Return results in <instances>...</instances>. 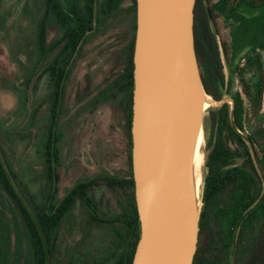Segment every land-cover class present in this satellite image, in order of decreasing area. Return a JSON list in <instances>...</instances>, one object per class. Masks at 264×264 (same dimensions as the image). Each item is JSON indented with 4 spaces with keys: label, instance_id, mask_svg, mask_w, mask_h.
Masks as SVG:
<instances>
[{
    "label": "rangeland",
    "instance_id": "obj_1",
    "mask_svg": "<svg viewBox=\"0 0 264 264\" xmlns=\"http://www.w3.org/2000/svg\"><path fill=\"white\" fill-rule=\"evenodd\" d=\"M58 1L65 12L71 4L77 3L82 8L85 2ZM44 3L45 0H0V152L16 175L13 182L16 192L25 199L31 195L34 204L40 206L49 201L57 203L76 182L90 180L98 174L123 178L131 172L128 163L131 149L126 137L128 110L124 106L126 94L117 90L113 82L125 64L134 35L129 13L131 0H121L110 17L101 14L94 17L81 56L65 81L57 122L58 180L56 193H53L44 158L53 86L45 68L57 50L37 62L35 47L37 23L44 13ZM263 12V9L247 10L245 32H239L237 16L226 21L217 20L218 42H225L228 53L232 52L236 58H245L242 67L233 66V59L228 69L222 54L224 74H232L229 95L238 93L242 100L245 134L255 125L264 127V25L260 20ZM60 34L53 25H48L46 42ZM241 80L247 84L251 95L257 83L263 85L261 108L252 119L247 116L249 100L244 95ZM207 116L208 113L205 141L209 134ZM228 145L237 153L232 165L253 177L257 186L259 181L242 148L232 141ZM87 195L95 209L78 200L74 203L58 225L49 264H110L105 260L113 250L114 230L124 228L127 194L122 188L100 183ZM239 195L237 185L231 184L207 203L217 264H224V259L220 260L224 252L218 242L221 229L214 212L220 211L224 224V209ZM252 226L262 236H247L246 255L240 264H264V214ZM249 239H253V246ZM0 247L1 264H32L20 213L1 187Z\"/></svg>",
    "mask_w": 264,
    "mask_h": 264
},
{
    "label": "water",
    "instance_id": "obj_2",
    "mask_svg": "<svg viewBox=\"0 0 264 264\" xmlns=\"http://www.w3.org/2000/svg\"><path fill=\"white\" fill-rule=\"evenodd\" d=\"M194 6L195 0H135L130 159L139 236L131 264L193 263L209 174L210 110L228 104L230 127L264 184L250 139L235 123L232 97L216 99L204 88Z\"/></svg>",
    "mask_w": 264,
    "mask_h": 264
},
{
    "label": "trees",
    "instance_id": "obj_3",
    "mask_svg": "<svg viewBox=\"0 0 264 264\" xmlns=\"http://www.w3.org/2000/svg\"><path fill=\"white\" fill-rule=\"evenodd\" d=\"M120 2L121 0H85L82 8H80L77 3H74L70 5L68 12H65L61 9L58 0H45V11L38 25V58L41 59L47 53H52L57 50L52 56L51 62L45 68V73L48 74L49 80L53 86V100L50 109L51 119L44 142L45 172L51 183L53 193H56L55 185L58 180L57 166L59 162V152L56 144L59 141V134L57 132V122L64 95L65 81L73 69L74 64L81 56V49L87 41L88 34L91 32V23H94V17L99 14L104 17H110L115 12ZM131 3L132 6L129 13L132 19V30L135 35V0H131ZM80 13L84 15L81 16ZM50 24L53 25L57 31L61 32V34L59 37L54 38L51 43L46 44L45 29ZM134 35L127 49V54L124 59L125 64L121 72L116 75L117 78L113 82L117 90L126 94V102L124 104L125 110L126 108L128 110L126 137L130 149L133 82L132 53ZM194 39L196 55L200 67L203 70L202 82L204 88L207 93L218 99L221 95L219 96L218 94L212 93L208 85L206 87V84L209 83L212 88H215L216 82L221 86L223 81L220 73V63L216 45H214L203 32H198L195 25ZM258 64L259 62H257V65ZM241 82L244 95L249 100L247 116H251V119L255 118L261 108L263 85L261 82L257 83L254 95H251L248 91L247 84L243 80H241ZM235 100L234 120L237 127L244 131L245 111L238 93H236ZM259 137L264 138V127L260 129V126L255 125L249 133V138L254 147ZM229 140H233L237 146L244 148L246 154L248 153L243 139L230 127L228 105L224 104L217 110L212 135L206 140V148L209 151V174L206 182L205 200L221 193L229 184H236L237 187H241L243 191H248L250 188V181H239L240 177H242L239 168L232 165L237 153L229 148ZM248 161L251 165L249 157ZM128 163L129 168H131L130 155L128 156ZM251 168L253 169L252 165ZM15 180L16 175L10 169L2 152H0V187L9 196L20 213L31 249L32 264L50 263L55 244L54 237L60 221L72 209L77 200L83 202L85 205L93 207L87 192L100 183L108 187L124 189L128 198L126 218L122 221L124 228L122 230H114L113 250L105 262H110V264H131L133 252L139 236V223L134 202L131 172L128 176L123 178L98 174L90 180L76 182L57 203L49 201L41 206L34 204V198L31 195H28V199L21 197L14 189L13 182ZM254 200H256L255 197L247 199L245 206L238 210L237 215ZM93 209L95 208L93 207ZM98 264L103 263L99 262Z\"/></svg>",
    "mask_w": 264,
    "mask_h": 264
},
{
    "label": "flooded vegetation",
    "instance_id": "obj_4",
    "mask_svg": "<svg viewBox=\"0 0 264 264\" xmlns=\"http://www.w3.org/2000/svg\"><path fill=\"white\" fill-rule=\"evenodd\" d=\"M248 9H253V11H257L258 9H263L264 11V0H195L194 25L196 26L198 32L199 31L203 32L214 43V45H216L217 52H218V60L220 63V73H221V77L223 80L221 86L219 85L218 82H216L215 88H212V86L209 83L206 84V87L208 85L212 93L218 94L219 96L220 95L222 96V94H229L230 92L229 83L231 81L230 79L232 75V74L231 75L228 74V76H225L224 74L225 67L222 62V54L225 56L226 67L228 69H231V65H233L232 64L233 59H234L233 66L242 67L244 65L245 58L240 56L236 60L235 59L236 57L232 52L229 51L228 53L227 44L225 42H221V43L218 42L217 34L219 31V27L217 24V20L222 18L223 21L224 20L226 21V20L233 19L237 16L239 32L241 31L245 32L244 29L246 26ZM258 15L256 14V16ZM260 20H261V24L264 25V12L263 14L260 15ZM39 21L37 23L36 36H35L37 62L40 59L38 58ZM46 35H47V28L45 29V42H46ZM52 41L53 40H51L50 42H46V44H49ZM197 60H198V57H197ZM198 64H199V60H198ZM199 68L201 72V77H203V70L200 67V64H199ZM230 96L233 99V103H236V100H235L236 94H232ZM224 104H227V103H224ZM224 104H222L221 106H219L218 108L214 110H210L208 113V116H207V122H208L207 131L208 132L207 133L209 134L207 136V139L212 135V132L214 129V121L216 118V112ZM261 128L262 126H260V129ZM246 135L249 138L248 132H246ZM252 147L254 149L255 155L264 172V138L259 137L257 143L255 144V147L253 145ZM242 150H243V155L246 161L249 163L248 157L251 160L253 171L255 172L259 183L256 186V183H257L256 180L253 179V177L247 175L245 171H242L239 169L241 176H242L240 177V181L242 182L250 181L251 182L249 190L243 191L242 188L239 187V193H240L239 198L236 200L229 201L228 205L223 211V213L225 214L224 224H222V217L219 216L220 211L214 212V217L218 221L219 229H221V231L219 230L218 242H220V246L222 247L223 249L222 251L224 252V254H222L220 257V260L224 259V264H240V262H243L242 260L245 258L246 248L248 246L247 236H262L261 233L259 234L258 232H256V229L253 230L252 225L257 222V219H261L262 215L264 214V210H263L264 209V200H263L264 199V184L262 182V177L258 174V172L256 171L253 165L247 145H246V150L248 151L247 153L248 156L244 152V148H242ZM230 185L231 184H229L228 186ZM228 186H226L225 189ZM252 197H255L256 200H254L246 208H243L240 214L237 215L238 210L245 206L246 200ZM210 199L204 200L202 216L199 222L196 249H195V254H194L192 264H217V261H218L217 259L218 255H216L215 250L213 249L214 244H213L212 235H211L212 233H210L211 232L210 225H209L210 223H209V218L207 216V210H206L207 203L209 202ZM255 201H258L257 205L251 210L247 211L245 214H243ZM253 239L255 243L256 238L254 237ZM253 239L252 241L249 239V242L252 243L251 246H253L254 244Z\"/></svg>",
    "mask_w": 264,
    "mask_h": 264
}]
</instances>
